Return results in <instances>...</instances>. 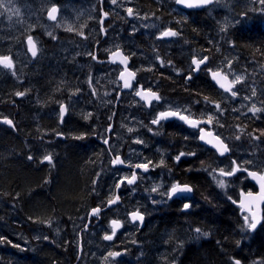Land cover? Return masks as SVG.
<instances>
[{"label": "trees", "instance_id": "trees-1", "mask_svg": "<svg viewBox=\"0 0 264 264\" xmlns=\"http://www.w3.org/2000/svg\"><path fill=\"white\" fill-rule=\"evenodd\" d=\"M145 1L147 0H140L142 2L138 5L140 10L155 15L165 16L168 14L166 8L158 7L153 1H149L151 2L149 4ZM186 13L189 15L188 18L179 17L180 19L177 21L167 24L178 31L180 35L167 39L169 44L165 47L159 45L158 41L160 40L157 39L155 34H150V39L146 37L147 54L151 52L155 60L158 54L165 61L166 68L169 61H171V66L177 64L188 65L192 59L190 55L194 50L197 49L202 53L200 48L206 47V44L210 45L211 36L216 33L217 23L214 19L208 17L204 9L192 10V14L187 11ZM227 33L229 38L226 39L221 36L220 40H224L222 45L225 48L224 42L229 41V49H233L238 53L233 58V65L241 61L242 65L238 66L241 69H246L249 72L261 71L264 66V31H259L255 23L247 22L245 26L228 28L225 36ZM182 46H184V50L178 53L176 57L177 49ZM221 55L224 56V53L221 52ZM208 56L209 66H211L215 63V57L211 54ZM131 60L132 66L135 65V59L131 57ZM147 62L152 63L150 68L154 66L151 71L146 69L147 77L151 80L162 70L155 66L157 64L153 59H148ZM53 66L52 64L48 70L50 73L53 72ZM166 75L168 76L164 75V78L168 80L166 79V82L161 84L162 88L170 85V89L174 90L180 86V84H177L179 80L177 76L168 72ZM258 76L261 78L262 75L258 73ZM262 81L264 82V77ZM187 84L185 83L186 86H184L187 91L180 94L181 97L199 100L197 94H201L203 97H209L212 101L223 102L227 117H222V121L224 125L227 124L228 129L237 130V125L240 128L243 127L244 131L249 128L247 133L250 129H253L251 120L254 121V117L251 114L245 113L242 116L236 114L235 118L232 116L235 114L233 109L236 107L233 98H230L229 102L226 99L224 101L221 99L220 93L224 91L211 81L208 72L203 70L197 75L193 74V79ZM146 86L159 90V87H156L153 82L146 83ZM55 90V88L50 89L53 93ZM5 91L8 93L9 89L4 84H0V102L5 96ZM53 93L49 96L47 93H41L40 96L43 99L39 100L38 114L36 112L33 114L32 109L26 112L25 120L21 119V112L19 111L18 114L17 110L14 112L9 111L10 115H5L9 110V106L0 103V117L8 116L12 118L15 125L13 128L0 122V237L3 238L0 240V264H66L68 260V263H71L77 259L79 254L78 242H76L78 241V235H73L74 245L63 239L58 242L57 237H54L52 241H47L44 238L40 239L38 248L34 251L31 246L23 247L25 243L22 235L29 232L28 228L30 226L38 225L42 226L39 235L43 232L42 229L51 234L54 224L56 227L60 226L62 235H65V237L69 236L67 233L73 232L74 234L75 231L78 233L81 228L80 223L87 222V216L91 208L102 205V201L104 206L106 201L112 198L110 191L114 183L108 176L111 165L105 158L108 151L103 142L98 139L99 132L93 133L90 128V120H82L80 117H74V127L65 129V127L68 128V125L63 124L64 122L61 123L59 115H55L54 111L59 108V103ZM163 93L165 94L164 91ZM168 94L174 95L172 92ZM262 98L263 96H261ZM138 103L142 104L140 100H138ZM98 113L99 117L103 118V122H108V116L112 115V112L111 114ZM118 117L119 111L114 119L116 124ZM109 121H112V119ZM103 122L102 124L99 123L100 128L104 125ZM220 125L222 124L220 123ZM182 126L190 129L183 124ZM63 128L67 133H63ZM258 128L264 130V124L261 122L258 124ZM222 131L224 133V130ZM237 132H240V130H237ZM56 133L62 135L57 136ZM81 134H84L85 138L76 139ZM171 137L178 141L177 136L171 135ZM232 137L230 135L222 136L231 148V153L225 157H220L213 149L208 148L212 160L215 159L218 164L222 163L225 170H230L232 160H236L238 163L248 160H252L254 164L264 162L258 159L255 150L247 144L244 146V151L242 148L238 150V146L235 145L236 141ZM37 143H40L41 148H43L38 150L36 148ZM202 147L205 146H201V144L199 146L193 145L195 152L204 153ZM50 152L53 154V164L41 163L43 155ZM29 155L33 157L32 160L28 159ZM198 159L201 158H190L189 164L187 163L184 167L186 169L188 167L194 170L198 169ZM244 167L260 171L264 169V163L261 164L260 168L247 164H244ZM97 173H100L99 177H97ZM238 174L243 173L238 172L230 179L235 178ZM186 179L188 180L187 183L192 184L195 189L192 197V209L188 212L187 225L198 226L207 231L210 235L209 239L200 244L186 242L185 237L189 239V231H186L188 226L178 225L179 223H177V215H181L179 208L182 205L170 202L168 206L172 210L169 213L170 216H163L164 226L161 230L166 247L156 253H150V245L154 244V239L156 240L155 237L159 232V226L154 225V221L157 220H154L149 222L152 228L148 229L150 231L144 239L139 240L141 242L137 246L126 245L121 247L124 249L120 250L127 253H124L123 256L127 258L132 254H143L145 250V264H150V261L156 264L158 261L151 260L154 256H157L160 260L164 259V263H160L166 264L169 263V256L175 255L174 247L183 241L186 242V245L180 248L179 263L177 260L176 264H231L233 257L241 260L242 264H254L257 261H264V227L258 228L253 240L247 242L244 239L241 240L243 215L240 213L239 207L233 203L234 200L238 199L239 193L237 191L256 190V186L247 179L239 187L237 186V190L233 189L229 194H226L218 189L213 179L205 176L202 180V177H199L195 171L187 174ZM94 180L97 181L95 193L92 192L94 187L92 182ZM138 198L135 194L123 192L121 203L116 208L141 209ZM22 215L26 218L25 220L21 218ZM43 221H51V225L49 226ZM84 239H87L85 235ZM8 241L11 243H8ZM167 241H170L168 245ZM237 241L241 243L237 245ZM14 245H19V247ZM114 248L119 250L117 247ZM83 249L82 257L85 258L87 247L83 245Z\"/></svg>", "mask_w": 264, "mask_h": 264}, {"label": "rangeland", "instance_id": "rangeland-1", "mask_svg": "<svg viewBox=\"0 0 264 264\" xmlns=\"http://www.w3.org/2000/svg\"><path fill=\"white\" fill-rule=\"evenodd\" d=\"M160 3L165 4V7L167 8V12L168 14L163 16V15H155V14H151V13H142L140 11H135L136 8H138V5H136V3H134V0H117V3L115 5L111 4L110 0H65V5L63 6V10H62V14L60 19L57 21L61 26L60 27H56V24H52L50 32H52L55 36H57L56 40H52L48 35L46 38L42 37L41 35L37 34L36 38H38L37 41V46L42 45L41 49L43 52L47 51L46 54L44 55V60L43 61H47L50 60L48 62V64H53L54 66L52 67V71H55L58 73L59 78L62 80H57V78L53 80H50V82L54 83V86H52V88L56 89L55 93H57L56 95V101L57 102H64L65 98L62 97L63 92L61 91V83L63 82L64 85H72L74 92L76 91L77 88L80 89V92L76 94L77 97H73L72 101L69 103V115L64 119V123L63 124H67L69 129L70 127L72 128L74 126V123H72L74 121V117H80L82 120H86L84 119V116L87 115L88 113H92V117L90 119H87L86 121L90 120L92 124H95L97 129V132L100 131H104L106 130L107 126H109L111 124V121L108 120V122H103V118L99 117V113L101 112L102 114H111V112L113 113V99L112 98H108V99H102L103 101H94L92 95L90 94V90L92 88L95 89V94H103V92L108 95L109 93H111V89L108 87H104L103 90H98L96 88V83L98 82V80H94L92 81V85L89 86L88 84V79H89V72L87 70H83L82 74L80 75H76V76H71L70 78H68L66 75L62 76L60 75V69L61 65L65 63L67 64V73L70 74V70L72 67H74L75 65H77L78 63L76 62L75 59V55H73L72 53V49H75V45H73V41L82 39L81 37H79L78 35H76V33L72 34L67 32L65 35V40H60V29H66L67 24H71L74 28L78 27L81 28V26H83L81 29L85 32L89 31L90 28V33H89V37L95 38L94 35H96L97 33L100 34V38H101V33L98 27V23L96 22V19L98 16H100V10H101V4L106 7L107 10H109L108 12L111 14V18H109L106 21V29L108 32V36L106 38V43L107 45L105 46L106 48H116V47H122L124 48L126 51H128L129 56L133 57L135 59V65H133V67L138 70L140 68V74H142L141 69L144 67L145 68V75L144 77L141 79V82L146 85V83H152L156 84V87H160V85L163 82H166L165 80V76L167 72L171 75H175V72L178 73V76H180V74H187L190 70V63L187 65H164L163 67L160 66V63L155 60V57L153 56V54L151 52H149L147 54L146 50V37L149 39L150 34H155L157 37L159 36V33L163 30H165L166 28H169V26L167 24L173 22V21H177V17H179V15H182L180 13V10H178V8L176 6L171 5V0H158ZM46 2H48V0H36L34 3H32V5L37 9H43L44 6H46ZM49 2H51V0H49ZM157 2V0H156ZM4 4H5V8H0V55H7V54H3L8 52L9 54L11 53V49L12 46H16L18 47V51L14 50V54L16 56V59L13 58V61L15 63V66L17 68V66L20 68V71L22 69H24L25 67L29 68L30 62L27 60L25 54H24V50L25 49V32L23 31L21 33L20 36H16V35H9L8 39H4V37H2L1 32L4 30H13V31H17L19 29L20 26V21H21V17H25L28 13V11L30 9H28L27 11L24 12H20V16L17 17L14 14L12 15L11 20L8 19V16L10 15V13H8L6 11V8L11 7L13 9L15 8H21L22 7V3L18 2L17 0H11V3L8 2V0H4ZM128 7H132L134 9V12L138 14V18H134V17H128L126 9ZM240 7H244L243 9L245 10L247 7L251 8V4L247 1V0H220L219 4H216L213 8H210L209 10L206 8L205 11L206 13L212 18L214 19L215 23H217V29H216V33L214 35L211 36V44L208 45L206 47L200 48V51L202 53H200L197 49L194 50V52L190 55V58H192L194 55L195 56H204V55H213V57H215V63L213 65H211V67L215 68V69H225L226 71H224L225 73H227L232 79H234L235 75H240L244 77V81L242 84L237 85V87L234 90L239 89L238 91V96L237 98H233V102L236 104L235 109H237L238 111H235V114H230L232 116L238 114L239 116H242L245 113H249L251 114L252 117H254V121L251 120L252 124H253V129H250V131L247 130L243 131V132H237V130H240V128L236 129H231L227 127V124L224 125L223 121H222V117L226 118V112L224 111V103L223 102H218L221 104V108L223 109L222 112H217L215 110V108L213 106H210L208 104H206L204 102L203 99H199V100H191V104L192 106L190 107L191 109L197 110L198 112H200L201 114L205 115L206 117L211 114L213 115L214 119H213V125H214V129L216 131V133L218 135L222 136H233L232 138H234L235 140V136L240 135L241 139L239 141H236V146L238 150H240L241 148L244 151V146L247 144L249 145L251 148H253L255 150V154L257 155L258 159L260 161H264V137L261 138V140H252L249 137V133H252L253 135H259L260 134V130H263L262 128H258V124H260L261 122L264 124V112L258 113L257 116H253V114L251 112L248 111V108H250L253 104L256 105V107H261L264 108V82L263 77H264V66L262 67L261 71L258 72H253V71H248L246 69H241L240 65L241 61H238L237 64L233 65V58L234 56H237L238 53H236V51H234L233 49H229V41L224 42L226 45V48L223 47L222 42L221 41V36L223 38H229L228 33L225 36V32H222L220 29L227 24L228 28L232 27L233 24H235V21L238 19V14H237V10ZM246 7V8H245ZM35 11V9H33ZM138 10V9H137ZM208 10V12H207ZM37 12V11H35ZM147 16V19H144V17ZM93 20V22H92ZM98 21V20H97ZM95 22V23H94ZM148 24V25H155V27H148L145 28L144 25ZM246 24V20H241L240 24L235 25V26H245ZM89 28H88V27ZM133 28L136 29V31H133ZM227 28V29H228ZM77 29V28H76ZM78 30V29H77ZM79 31V30H78ZM218 33V35H217ZM140 36V37H139ZM216 37V38H215ZM35 38V39H36ZM138 38V39H137ZM4 40V41H2ZM160 41H158L159 45L162 47H165L166 45L169 44V41L167 39H158ZM178 41V40H177ZM21 42H23V48L21 46ZM176 42V41H174ZM94 44V43H93ZM66 46V49H65ZM93 47V46H92ZM104 48V46H103ZM184 50V46H182L181 48L177 49L176 52V57L177 54L180 53L181 51ZM191 51V50H190ZM2 52V53H1ZM221 52L224 53V56L221 55ZM135 53V55L133 56L132 54ZM64 54V55H63ZM66 54V56H65ZM63 55V56H62ZM62 56V57H60ZM239 58V56H238ZM148 59H153L154 62L157 64L155 66H158L162 71L155 76L154 79H149L147 77V73H146V69H149L152 66V63H148L147 60ZM229 61H231V68L229 69ZM175 63V62H173ZM93 66H89V69H92ZM154 67V66H153ZM152 67V68H153ZM151 68V70H152ZM260 68V67H258ZM177 70H179V72H177ZM9 70L7 69H3L2 67H0V79L3 80L1 83H5L8 79L12 80L13 82H11L12 84H5V86L9 89L8 93H6L5 91V96L2 99V101L0 103H3L4 105H8L9 106V110L7 111V114L5 115H10L9 111L14 112L17 110L18 114L19 111L21 112V116L23 120H25L26 117V112L28 111H33V114H38L37 112H39V105L38 103L40 102L38 100L37 97L34 96V91L33 89L30 87V84L32 83L30 80H26L25 77L23 76V71L19 74L16 73V76H13V79H11V76H9ZM258 73H260L262 76L261 78L258 76ZM263 73V74H262ZM29 76H31L32 74L28 73ZM165 75V76H164ZM177 76V75H175ZM177 76V77H178ZM106 79H108V81L110 82L111 85H116L114 84V81H110V77L109 74L107 73V75L105 76ZM260 78V79H259ZM179 79V77H178ZM151 82H150V81ZM111 87V86H110ZM148 88H151L150 86H146ZM59 89V90H58ZM255 89L257 95L255 97H252L251 100H244L243 97L244 96H251V92L252 90ZM28 90V94L25 97H16L14 94L17 91H25ZM159 91V90H158ZM10 93V94H9ZM220 93V91H219ZM221 95V99H226L227 102L230 101V98H232L230 96V94L223 92L220 93ZM90 96L92 98L91 101H86V97ZM261 96H263V98L261 99ZM161 101L156 102L157 105L159 104H163L164 107H168V106H174V104L172 103H167V100L165 99V96H162ZM10 99V100H9ZM229 100V101H228ZM11 104V105H9ZM137 106V107H136ZM24 110H23V109ZM177 109H179L178 107H176ZM126 111L129 113L128 117L123 118L122 116H119L117 118V124L116 122H114V126H116L115 129V138L117 140H121L120 141V147H125L128 149L131 147L132 142L134 140H136L137 138L139 139L141 137V133L146 134L148 131V127H150V125L147 123L148 121V115H146L145 113H141L142 109L138 106V105H134L131 103H127L126 107H125ZM55 115H59V108L55 109ZM97 112V115H94V113ZM141 113V114H140ZM43 115V114H42ZM45 115V113H44ZM94 115V116H93ZM96 117L97 120H93L92 118ZM110 116H108L109 118ZM111 119H112V115H111ZM78 120V119H77ZM76 120V121H77ZM75 121V122H76ZM103 122V126L100 128V124H102ZM220 123L222 125H220ZM131 127L134 129V131L132 133H129L127 131V129ZM255 127V128H254ZM243 128V127H242ZM224 130V133L223 131ZM63 133H67L64 128L62 129ZM93 132H96L93 130ZM101 133V132H100ZM152 134H156L153 133V129L150 132ZM66 136V135H65ZM104 139V137H103ZM36 148L38 150H40L41 145L40 143L36 144ZM43 148V147H42ZM41 148V149H42ZM159 150V149H157ZM141 150L139 148H131L129 151V157H136L139 156ZM48 154V153H46ZM244 154V153H243ZM211 155V154H210ZM107 162H110L111 160V156L106 155L105 156ZM217 168H224V165L218 164L216 163ZM110 172L112 173V171L110 170ZM114 173L116 174H121L120 171L118 170H114ZM246 176L245 173L243 174H238L235 178H224L227 184V187L225 189H221L224 193L229 194L233 189L237 188V186L239 187L243 182H245L247 179H244V177ZM114 183V181H112ZM216 183V181H215ZM166 184L165 180H162L160 182H155L154 186L156 185H164ZM171 184H169L170 186ZM236 190V189H235ZM149 189L144 186L143 184L140 185L138 184L134 189H131L130 191H128L129 194H135L136 196L139 197V204L141 205L140 207H142L144 205V201L145 198H147V202H150L152 207H159V205L162 206H168V203L163 201L159 194H149ZM240 192V191H237ZM142 200V201H141ZM153 200L156 201V203H153ZM20 208V207H19ZM19 208L18 211H19ZM121 209L123 211V209H128V208H118ZM20 212V211H19ZM21 213V212H20ZM22 214V213H21ZM18 217V216H17ZM21 218H24V220L26 219L23 215ZM86 222V221H85ZM85 224V223H84ZM83 223H80V227H82L84 225ZM98 225V224H97ZM97 225H91L90 229L88 230V235H87V241L84 242V246L87 247L86 249V257L87 256H95V254L99 251L101 258L100 260L102 261V264H145L146 263V252L144 250V253H139L138 255H130L126 258V256H123V254L125 253L124 250H119V252L122 253L121 256L118 257V259H115V261L113 262L111 260V258H109L108 261H105L103 258L104 256L107 255L108 251H118V249L116 248H110L109 246H105L100 242V239L103 238L104 234L107 231H104L103 234H101L99 228L97 227ZM39 226V225H38ZM30 226L29 232H27L26 234L22 235L23 238V242L25 243L23 245V247H29L31 246L33 251L34 249L38 248L39 245V241L40 239H43V237L47 236L48 239H46L47 241H52L54 237H57V241L60 242L62 239L69 242V244H73L74 245V241L75 239L73 238V235L75 236L78 235V233H76V231L72 233H67L69 236L65 237V235H62V231L60 226H55V224L53 225L52 228V232L51 234H49L48 231H46L45 229H42L43 232L40 233L39 232L42 228V226ZM260 227H264V224H262ZM259 227V228H260ZM196 228V227H193ZM264 229V228H263ZM63 230V228H62ZM201 230V229H200ZM258 230V229H257ZM246 232L244 230V226L242 224L241 227V234H242V238L241 240H245L250 241L254 239V236L256 235V232ZM64 231V230H63ZM186 231H189V241L192 244H200L204 239H206L207 237L204 236H200L199 238H197V234L195 233V230L192 231L191 227H187ZM201 232H207L204 230H201ZM128 235H131V243L128 245H134L137 246L141 241L140 238L144 239V235L142 234H138L137 236L134 237L133 234V230L130 231L129 234H125L123 236V238H126ZM163 232H159L157 235V241H163ZM250 236V237H249ZM139 237V238H138ZM248 237V238H247ZM138 238V239H137ZM135 239V240H134ZM83 238L80 239V236H78V241L76 242H82L83 243ZM139 243H138V242ZM170 241H167V245L169 244ZM118 246V247H117ZM117 248H121L124 247L122 244H117ZM166 247V242L165 243H156L154 242V244L150 245V253H156L158 251H160L162 248ZM181 247L176 246L174 247V256H169V263L166 264H176V261L178 260L179 263V250ZM75 249V248H74ZM64 250V249H63ZM36 251V250H35ZM139 251V249H138ZM166 251V249H165ZM140 252V251H139ZM127 254V253H125ZM144 255V256H143ZM133 256V257H132ZM139 257V258H138ZM143 257V259H141ZM171 257V258H170ZM70 258V256H69ZM130 258V259H129ZM134 261H133V259ZM150 260V259H147ZM151 260L158 261L156 264H161L164 263V259H158L157 256H154L151 258ZM69 261V260H68ZM68 261L66 262V264L68 263ZM129 262V263H128ZM139 262V263H138ZM161 262V263H160ZM26 264V263H25ZM83 264H85L83 262ZM150 264H153L150 261Z\"/></svg>", "mask_w": 264, "mask_h": 264}, {"label": "flooded vegetation", "instance_id": "flooded-vegetation-1", "mask_svg": "<svg viewBox=\"0 0 264 264\" xmlns=\"http://www.w3.org/2000/svg\"><path fill=\"white\" fill-rule=\"evenodd\" d=\"M17 1L22 3V7L20 8V12L27 11L28 9H30V10L28 11V13L25 17H21L20 26H19V29L17 31H13V30L9 29V30H4L1 32L2 37H4V39H8L10 34L20 36L23 31L25 32V36L31 34V35H33L34 39L36 38L37 34L46 38L47 33L50 32L52 24L58 23L57 21L60 19L61 14H62V10H63V6L65 5V3H64L65 0H51V2H49V0H48V2H46L47 5L44 6L43 9H38V8L36 9L32 5V3H34L36 0H17ZM149 1L155 2L158 7L161 6L162 8H166L165 4L160 3L158 0H157V2H156V0H147L145 2H148L147 4H149V3H151ZM240 1H243V0H240ZM247 1L251 4V8L245 7L246 9L244 10L243 9L244 7H240L237 10L238 19H240V13L241 12L247 11L248 16L246 19H244V20H246V23L247 22L252 23V24L255 23L256 26L259 28V31H264V15H261L256 11H251V9H258L261 6L259 5L258 2L252 3L251 0H247ZM134 3H136V5H138L142 2H140V0H134ZM53 4H56L60 9V11L57 14V21H51L48 19V16H47V10L50 9ZM171 5L176 6L178 8V10H180V13L182 15H179V17L183 18V19L189 17V15H187L186 11L189 12L190 14H192V10H194V9H180V5L176 4L175 0H171ZM215 5L216 4L213 3L211 5L206 6L205 8H207L209 10L210 8H213ZM33 9H35V11H37V12H35ZM208 10H207V12H208ZM105 11L108 12L109 10L106 9V7L104 6V3H103V5L101 4L100 16H98L96 19V22L98 23L99 30L101 28L99 21L102 17V13ZM135 11H140L142 13H146L144 10H140L139 7L136 8ZM179 17H177L176 19L177 20L180 19ZM208 17L211 18L209 15H208ZM109 18H111L110 13H109V17L106 19V21ZM106 21H105V28H106ZM92 22H93V20H92ZM75 28H77L78 30H82L81 28H78V27H75ZM67 32L68 31H66L65 29H60V40H65V35ZM90 32H91L90 28H89L88 32L84 31L85 36L88 37L87 40L79 39V40L73 41V45H75V49H72V53H73V55H75L74 57H75L76 62L78 64L71 68L70 74L67 73V64L65 63V66H64V64L61 65V68L62 67H64V68L60 69L61 70L60 75H62V76L66 75L68 78H70L71 76H76V75L82 74L83 70H87L89 72V77L90 76L92 77V81L98 80V82L95 84L96 88L98 90H103L104 87H108L111 89V93H109L108 95H106L104 92H103V94H100V95L99 94L93 95L92 94L93 88L90 90V94L92 95L94 101H98V100L103 101L102 99H108V98L113 99L114 109H113L112 121H111V122H113L112 132L106 133V130L108 129V126H107L106 130L100 131L101 133L99 132V134H100L99 138L97 137L100 142H103V137L105 138L106 135L110 138V145L104 144V146L106 149H108L109 146H111L113 149H115V151H113V152L108 151V155L111 156V159L117 153H119V155H121L131 165H134L135 163L146 162V160H151L153 162V165L158 164L161 159H164V161H165V166L150 167V170L147 173L142 174L141 170H137L138 182L134 185L124 184L120 190V194H122L123 192H128L131 189H134L137 186V184H140V185L143 184L150 191L151 188L154 187L155 182H160L162 180H165L166 184H164L158 190V192L152 193L150 191L149 194H159L160 198L163 201L167 202L168 204L170 202H176L178 205H182L179 208L181 215H177V219H178L177 223H179L178 225L183 224L185 226H188L187 225V221H188L187 217H188V212L192 209V203H193L192 197H193V195L192 196L181 195L180 197H173L172 199H168L167 196L165 195V193L167 192L168 187H170L169 184L176 183V182H179L182 184H189L192 186L193 194H194V190H195L194 186L190 183H187L188 180L186 179V175L190 174V172L195 171L199 177H202V180H204L205 176L210 178V179H213V174L211 173V170L212 169H219V168H217V165H216L217 161L215 159L212 160L210 158V151L208 149V146L203 145L200 142V140L198 138L199 137L198 129L190 128V127L186 126L182 121H180L179 119H176V118L163 121L161 125H151L150 122L152 119L155 118V116L159 112L166 111L169 109L180 110V111H182L183 114L191 115L192 118L207 119V117L205 115L201 114L197 110L190 108L192 106L191 99H185L184 97L180 96V94H184L187 91L186 87L184 88V86H186L185 83L189 84V82L193 79V75H192L191 80H185V76L188 73L187 74L183 73V74H180V76H178V73L175 72V75H177L179 77L177 84H180V86H178L174 90L170 89V87H169L170 85L163 87V88L160 85L159 91L157 90L159 92V95L165 96L167 103H172V104H174V106L164 107L163 104L157 105L156 102H153L152 106L149 107L145 103H143L142 101H140V102H142V104L138 103L139 99L134 95V92L132 90L121 91V93H120L122 85H121V82L119 81L118 77H119V72L123 68L122 65H120L118 63L113 64V63H110L108 61H105L108 58L109 53L111 51H114L115 49H117V47L116 48H111V47L106 48L105 47L107 45L105 40L108 36V32H107V35L105 37H103V34L100 31L101 38H100L99 33L94 35L95 38L89 37ZM69 33L74 34L75 32H69ZM25 40H26V37H25ZM2 41H4V40H2ZM97 41H99V43H97ZM21 46L23 48V42H21ZM103 46H104V48H103ZM41 47H42V45H41ZM41 47L38 46V48H41ZM119 48H122V47H119ZM13 49L18 51V47L12 46L11 53H10L12 55V57L14 59H16V56L14 54ZM65 49H66V46H65ZM122 49L124 50V52L126 54H128V51H126L124 48H122ZM23 50H24V54H25L27 60L30 62L31 66L29 68L25 67L21 71H20V68L17 66L16 73L20 74L23 71V76L25 77V79L30 80L32 82L30 84V87L34 91V93H33L34 96L37 97L38 100H41V99H43L40 96L41 93H47L48 96H49V94L53 93V91L51 92L50 89H52V86H54V83L50 82V80L54 81L55 78H57V80H61V79L59 78L57 72L53 71L52 73H50L48 71L50 69V66H51V64H48V62L50 60L43 61L44 55L46 54L47 51H45V52L41 51L40 53H38V56L36 58H32L31 53L27 51L26 44H25V49H23ZM89 51L95 52V54L97 55V58H98L96 61H93L87 55V53ZM3 54L8 55L9 53L6 52ZM62 56H60V57H62ZM65 56H66V54H65ZM88 65L93 66L92 69H89ZM130 66L137 73L136 79L133 82V87L139 88L141 85L146 87V85H144L141 82V79L145 75V68L143 67L141 69L142 74H140V68L138 70H136L132 66V63L130 64ZM0 67H2V66H0ZM201 71H203V70H201ZM201 71H199V72H201ZM204 71H206V70H204ZM28 73H30L32 75L29 76ZM107 73L109 74L110 81L111 82L114 81V84H116V85H111L110 82L108 81V79H106L105 76L107 75ZM8 75L11 76V79H13V75L11 74V72H9ZM195 75H197V74H195ZM166 79L167 78H165V80ZM2 81L3 80L0 79V84H2V85L3 84L4 85L5 84H12L11 82H13L10 79H8L5 83L4 82L1 83ZM60 86H61V91L63 92L62 97L65 98V101L62 103H65L68 106L69 103L72 101L73 97H77V96L71 95L74 92V89H73L71 84L70 85H64V83L62 82ZM146 88H148V87H146ZM162 90L165 92V94L163 93ZM169 92L174 93V95L168 94ZM53 95L55 97L57 95V93L54 92ZM70 96H71V99H69ZM197 96L199 99L201 97H203L201 94H197ZM85 99H86V101L92 100V98L90 96H87ZM127 103H131V104L140 106V108L142 109L141 113H145L146 115H148L147 123L153 129V133H156L155 135L150 133V132H147L146 134L141 133V137L139 139L143 140L144 143L143 144H137L134 142L135 141L134 140L132 142L131 147L128 149L126 148V146L120 147V141L121 140H117L115 138L116 127L114 126V119L116 118L118 111H119V116H122L123 118L129 116V113L125 109ZM119 104H120V109L118 110ZM176 107H178L179 109H177ZM185 109H189V111H184ZM68 115H69V106H68V111H67L66 117ZM94 115H97V112H95ZM92 119L94 121L97 120L96 117H93ZM92 122L93 121H91V123H90V128L92 129L91 131L92 132H93V130L97 131V129H95L96 128L95 124H92ZM72 123H74V122H72ZM182 124L184 126L190 128V129L184 128L182 126ZM203 126L204 125H201V127H203ZM65 129H67V127H65ZM93 133H95V132H93ZM171 135L177 136L178 141H175L173 139V137H171ZM200 144H201V146H205V147H202V150L204 151V153L194 151L193 145L199 146ZM131 148H139L141 150L139 156L129 157V151ZM157 149H159V150H157ZM180 152H184L186 154L187 153H195V155H185L184 157L181 158V160L179 162H177L174 158ZM193 157L201 158V159L197 160L198 169L194 170V169H191L190 167H188L186 169V167H184V166H186L187 163L189 164L190 158H193ZM110 165H111V160H110ZM114 170L120 171L121 174L114 173ZM111 171H112V173L110 172L108 176L114 181V186L112 187V190L110 191V194H112L111 196L113 198L115 195V191H116L115 184L119 182L120 177L130 176L132 168H129V169L118 168V167L114 168L111 165ZM216 185H217V183H216ZM217 187L219 190H221V188L218 185H217ZM253 191H257V189L253 190ZM143 201H144V205L142 206L141 209H139L144 214V225L143 226H140L139 222H135V223L131 222V220L129 218V212L131 210L123 209V211H122L121 209L116 208V206H117L116 205V206L111 207V208H105L102 211L99 218L90 217L89 219H92V221L88 225H86V223H87L86 222L85 225L79 229L78 236H80V239L81 238L84 239V235L87 237V235H88L87 232L90 229L91 225H97V224H98L97 227L101 231L100 232L101 234H103L104 231H107V233L110 234L111 233L110 222L113 219L121 220L123 226L117 230V234L114 237L113 241H104L103 238L100 239V242L103 245H105V246L107 245L110 248L116 247L117 244H119V243L122 245H129L131 243V235H128L126 238H123V236L125 234H129L132 228H133V234L135 236H137L138 234H141V235L143 234L146 237V234L150 231L148 229L152 228L151 223L149 224V222H152L154 220H157L156 222L154 221V225H158L159 226V232H161L162 227L164 226L163 225L164 224L163 216L164 215L170 216L169 213L171 212L172 209H169V206L164 207L162 205H159V207L149 206V205H151V203L147 202V198H145V200H143ZM185 202H189L191 204V207L188 209H184L183 204ZM101 206H103V205H101ZM263 210H264V205H263ZM87 221H88V216H87ZM188 227H191L192 231H194L196 228H199L198 226L196 228H193L194 226H188ZM199 229H201V228H199ZM201 230H203V229H201ZM255 231H252V232H255ZM83 233H85V234H83ZM206 233H208V232H206ZM194 234H196V233H194ZM241 236H242V234H241ZM204 237H207L206 239H209V237H210L209 233L207 236H204ZM155 238H157V236ZM186 238L187 237H185L184 240L186 242L189 241V239H186ZM206 239H204V240H206ZM85 241H87V239L83 240V242H85ZM154 242L165 243L163 241H157V239L156 240L154 239ZM186 242L182 241V242L178 243V246L182 247V246L186 245ZM83 245L84 244L82 242H78V250H81V252L84 251ZM100 258H101V255H100L99 251L95 254V256H87L85 258L82 257V253H81V254H78L77 259H75L74 261H72L71 263H68V264H83V262L85 264H102V261L100 260ZM116 259H118V257Z\"/></svg>", "mask_w": 264, "mask_h": 264}, {"label": "snow or ice", "instance_id": "snow-or-ice-1", "mask_svg": "<svg viewBox=\"0 0 264 264\" xmlns=\"http://www.w3.org/2000/svg\"><path fill=\"white\" fill-rule=\"evenodd\" d=\"M9 3H11V0H8ZM111 4L115 5L117 3V0H110ZM252 3H259L261 7L258 9H251V11H256L261 15H264V0H251ZM175 3L178 5H184L185 7L192 9V8H202L208 5H211L213 3L219 4L220 0H175ZM0 8H5L4 0H0ZM6 11L10 13L8 16V19L11 20L12 15L14 14L17 17L20 16V9L19 8H11L8 7L6 8ZM60 11L59 7L56 4H53L50 9L47 10V16L48 19L51 21H57V14ZM128 17H134L138 18V14L134 12V9L132 7H128L126 9ZM2 14V13H0ZM109 16V13L107 11L102 13V17L99 21L101 28L100 31L107 35V29L103 27L104 24V18H107ZM248 16V12H241L240 13V19H237L235 21V24L232 26L235 27V25L240 24L241 20L246 19ZM148 17L145 16L144 19H147ZM61 25L57 23L56 27H60ZM83 26H81L82 28ZM145 28L148 27H155V25H144ZM228 28V25L225 24L220 30L222 32H226ZM66 31L68 32H75L76 35L82 38V40H87L88 37L85 36L84 31L82 30H77L74 28L71 24H67L66 26ZM133 31L135 32L136 29L133 28ZM47 35L52 39L56 40L57 36H55L52 32H48ZM180 33L173 28L169 27L166 28L165 30L161 31L159 33V36L157 39H164V38H171V37H178ZM37 41L38 38L34 39L33 35L29 34L26 36L25 44L27 51L31 53L32 58H36L38 56V53L42 51L41 48H38L37 46ZM99 43V41H97ZM234 46V45H233ZM87 55L93 60L96 61L97 55L93 51H89ZM133 56L135 53L132 54ZM129 55L123 54V52L117 47L115 51H111L109 55V61L113 64L119 63L120 65H123L122 70L119 72V77L118 79L122 81V88L123 89H131L134 92V95L136 97L140 98V101H143L147 106H152L153 101L159 102L161 101L162 97L156 92L153 91L151 88H145L143 85H141L139 88H134L133 87V81H135L137 73L135 71H131L128 64L130 60ZM156 60L159 61L160 66L163 67L165 65V61L161 59V57L157 54L156 55ZM209 63V57L207 55L203 56L202 58H197L195 55L191 59V66L188 74L185 76V80H191L192 75L196 72H199L201 70H206L210 76L211 79L219 85L220 89H223L224 92L229 93L232 98H237L238 96V91L234 90L236 88V85L242 84L244 81V77L240 75H235L234 79L229 80L228 74L225 72H222L221 70L213 71L211 67H208ZM168 64H171V61L168 62ZM0 66H2L3 69H7L11 71V74L13 76H16V66L13 61V57L11 54L8 55H0ZM203 66V68H202ZM231 68V61H229V69ZM148 71H151V68L147 69ZM179 72V70H177ZM88 84L89 86L92 85V77L90 76L88 79ZM59 90V89H58ZM80 92V89L77 88L75 92H73L71 95L75 96L77 93ZM28 94V90L25 91H17L15 92L16 97H25ZM92 94L95 95V89H92ZM257 95L255 89L252 90L251 96H244V100H251L252 97H255ZM71 99V96L69 97ZM203 100L206 104L213 106L217 112H222L223 109L221 108V104L212 101L209 99V97L204 96ZM59 103V119L60 122L63 123L64 116L66 112L68 111V106L65 105L62 102ZM184 111H189V109H185ZM233 111H238L237 109H233ZM248 111L253 114V116H257L258 113L264 112V108L261 107H256L255 104H253L250 108H248ZM92 117V113H88L87 115L84 116V119H90ZM170 118H176L179 119L180 121L184 122L187 126L193 129H198L199 131V140L205 142L206 144L211 145L218 153L220 156H224L225 154L229 153L231 149L229 148L228 144L224 142V140L221 139L219 135H213L211 131L205 130L204 127H201L202 124H212L213 123V115L209 114L207 116L206 120L203 119H195L192 118L191 115H185L182 113L180 110H166V111H161L159 112L154 119L151 120V125H161L163 121H166ZM109 120H111V116L109 117ZM2 122L4 124H7L11 127H15L13 124V121L11 119H8L7 117H4ZM237 128H240L239 125H237ZM129 133H132L134 131L133 128L129 127L127 129ZM148 131L151 132L152 128L148 127ZM240 131L243 132L244 129L240 128ZM107 132H112V127L109 125L108 129L106 130ZM57 136L62 135L61 133H56ZM211 137V139H210ZM249 137L252 140H261L262 137H264V130H260V134L253 135L252 133H249ZM85 136L84 134H81L80 136L76 137V139H84ZM241 139L240 135L235 136V140L239 141ZM137 144H143L144 141L141 139H136L134 141ZM103 144L105 145H110V138L106 135L105 138L103 139ZM109 152L115 151L111 146L107 149ZM185 155H195V153H184L180 152L177 156H175V160L179 162L182 157ZM29 160H32L33 157L31 155L28 156ZM47 162L49 165L53 164V154L48 153L47 155H44L41 159V163ZM126 161L121 158L119 153H117L114 158L111 159V164L113 166H123L125 165ZM264 162H257L254 164L252 160L248 161H243L241 163H238L236 160H232L230 164V170H225L224 168H219V169H212L211 173L213 174V179L216 181L217 185L221 189H225L227 187L226 181L224 178L228 177H233L235 174L238 172L246 173V176L244 179L251 178L252 181H255V183L259 186V191L253 193L252 191L248 192H240V198L238 200V203L240 205L241 211L243 213V226L244 230L246 232H252L257 229L258 226H261L264 224V210H262L261 206L264 205V169L260 171H252L249 169V167H244V164L260 168L261 164ZM160 166H165V161L164 159H161L158 164L153 165V162L151 160H146V162H140V163H135L134 165H131L132 171L130 176H123L119 178V182L115 184L116 189H120L125 183L127 185H133L137 182L138 175L135 169H140L142 170L143 173H147L150 170V167H160ZM207 170V169H206ZM100 176V173H97V177ZM94 187L92 188V192H96L95 185L97 183L96 180L93 182ZM162 187V185H156L151 188L152 193L158 192V190ZM193 191L192 187L189 184H182L179 182L172 183L170 187H168L167 192L165 195L167 196L168 199H172L173 197H180L184 193H191ZM19 195V194H17ZM231 199V197H229ZM120 201V196L117 194L113 198H110L106 201V206H111L117 204V202ZM153 203H156L155 200H153ZM233 203H237V201H233ZM101 204L103 205L104 202L102 201ZM191 207V204L189 202H185L183 204L184 209H188ZM103 211V207L101 205H98L96 207H92L89 213V216L94 217V218H99L101 213ZM130 220L131 222H140L142 223L144 220V215L143 213L137 209L135 211H132L130 214ZM43 223L48 224L49 226L51 225V221H43ZM122 221L119 219H113L110 222V228H111V233H105L103 236L104 241H113L114 237L117 234V230L122 227ZM195 233L197 234V238L200 236H207L208 233L206 232H201L199 228L195 229ZM44 239H48L47 236L43 237ZM3 238L0 237V240ZM8 243H11L8 241ZM237 245H239L241 242L237 241ZM15 247H19V245H14ZM122 253L119 251H108L107 255L104 256V260L108 261L109 258L114 262L115 259L119 256H121ZM231 264H242L241 260L232 258L231 259ZM254 264H264V261H257L254 262Z\"/></svg>", "mask_w": 264, "mask_h": 264}, {"label": "water", "instance_id": "water-1", "mask_svg": "<svg viewBox=\"0 0 264 264\" xmlns=\"http://www.w3.org/2000/svg\"><path fill=\"white\" fill-rule=\"evenodd\" d=\"M183 8H187V7H185L184 5H181ZM203 8V7H202ZM194 9H197V10H199V9H201V8H194ZM109 17V16H108ZM107 17V18H108ZM107 18H104V24H103V27L105 28V21H106V19ZM106 29V28H105ZM103 34V37H105L106 35L104 34V33H102ZM122 52H123V54H125V55H128V54H126L125 52H124V50L122 49V48H119ZM116 50V49H115ZM114 50V51H115ZM109 55H110V53H109ZM109 55H108V58L105 60V61H108V62H110L109 61ZM197 58H200V57H198V56H196ZM111 63V62H110ZM118 63V62H117ZM116 64V63H115ZM119 64V63H118ZM130 64H131V58H130V60H129V64H128V66H129V68H130V70L131 71H134V69L133 68H131V66H130ZM122 67H123V65H122ZM203 67V66H202ZM213 71H217V70H220V69H212ZM222 71V70H221ZM223 72V71H222ZM195 74H198V72H196ZM210 75V74H209ZM229 77V80H232L231 79V77L230 76H228ZM210 78H211V76H210ZM120 81V80H119ZM211 81L217 86V87H219V85H217L212 79H211ZM121 82V85H122V81H120ZM134 82V81H133ZM146 88V87H145ZM126 90H131V89H123L122 88V86H121V90H120V93H121V91H126ZM153 91H156L158 94H159V92L157 91V90H154V89H152ZM139 100H140V98L139 97H137ZM143 102V101H142ZM153 102H155V101H153ZM144 103V102H143ZM65 104V103H64ZM66 105V104H65ZM67 115V112H66V114H65V116ZM185 115H187V114H185ZM65 116H64V118H65ZM8 119H11L12 121H13V124H14V120L12 119V118H10V117H7ZM170 119H173V118H170ZM196 119V118H195ZM2 120H3V117H1L0 118V122H2ZM169 120V119H168ZM203 120H206V119H203ZM3 123V122H2ZM184 123V122H183ZM185 124V123H184ZM7 125V124H6ZM111 125V127H113V122L110 124ZM186 125V124H185ZM202 125H204L203 127L205 128V130H206V132L207 131H211L212 133H213V135H218L216 132H215V130H214V128L212 127V124H202ZM205 125H207V126H209L210 128L208 129V128H206V126ZM7 126H9V125H7ZM187 126V125H186ZM9 127H11V126H9ZM109 127V126H108ZM189 127V126H188ZM221 137V136H220ZM210 139H211V137H210ZM221 139L222 140H224L222 137H221ZM202 144H204V145H207V146H209L210 148H212V149H214L211 145H209V144H206L205 142H203V141H200ZM224 142L225 143H227L225 140H224ZM228 144V143H227ZM229 146V145H228ZM230 148V147H229ZM215 150V149H214ZM216 151V150H215ZM217 152V151H216ZM218 153V152H217ZM231 153V151L229 152V153H227V154H225L224 156H227V155H229ZM219 154V153H218ZM121 156V155H120ZM114 158V157H113ZM121 158L122 159H124L122 156H121ZM125 160V159H124ZM126 161V160H125ZM112 165V164H111ZM112 167H118V168H124V169H129V168H132L131 167V164L130 163H128L127 161H126V163H125V165H123V166H113L112 165ZM137 170H140V169H135V171L137 172ZM250 170H252V171H258V170H254V169H250ZM142 171V170H141ZM250 180H251V178H249ZM137 182H138V179H137ZM136 182V183H137ZM251 182H253L255 185H256V187H257V191H259V186L255 183V181H252L251 180ZM135 183V184H136ZM126 184V183H125ZM134 185V184H133ZM191 186V185H190ZM192 187V186H191ZM122 188V187H121ZM121 188L120 189H116V191H115V195H119L120 196V201H118L117 202V204H115V205H111V206H102L103 207V210L105 209V208H111V207H114V206H116V205H118L119 203H121V195H120V190H121ZM243 192H248V191H244V190H242ZM257 191H252L253 193H255V192H257ZM241 192V191H240ZM185 195H192L193 194V191L191 192V193H184ZM114 195V196H115ZM239 198H240V196H239ZM237 203H238V201H237ZM238 205H239V203H238ZM240 206V205H239ZM96 207V206H95ZM261 208H262V210H263V205L261 206ZM135 210H137V209H135ZM135 210H132V211H135ZM132 211H130L129 212V214L132 212ZM240 211H241V208H240ZM242 212V211H241ZM89 213H90V211H89ZM144 215V214H143ZM88 217L90 218L91 216H89V214H88ZM129 218H130V215H129ZM90 223V219H88V221H87V225ZM139 224H140V226H143L144 225V220H143V222L142 223H140L139 222ZM259 227V226H258ZM257 227V228H258Z\"/></svg>", "mask_w": 264, "mask_h": 264}, {"label": "bare ground", "instance_id": "bare-ground-1", "mask_svg": "<svg viewBox=\"0 0 264 264\" xmlns=\"http://www.w3.org/2000/svg\"><path fill=\"white\" fill-rule=\"evenodd\" d=\"M48 151H49V150H48ZM50 153H51V152H50ZM45 154H46V153H45ZM43 156H44V155H43ZM236 176H237V175H236ZM235 189H236V188H235ZM236 190H237V189H236ZM238 193H239V192H238ZM138 199H139V198H138ZM141 201H142V200H141ZM84 217H85V216H84ZM84 219H85V218H84ZM131 230H133V228H132ZM134 230H135V229H134ZM182 233H183V232H182ZM131 237H132V236H131ZM134 237H135V235H134ZM249 237H250V236H249ZM129 238H130V237H129ZM138 238H139V237H138ZM138 238H137V239H138ZM247 238H248V237H247ZM140 239H141V238H140ZM131 240H132V239H131ZM134 240H135V239H134ZM137 242H138V241H137ZM138 243H139V242H138ZM134 245H135V244H134ZM123 246H124V245H123ZM125 246H126V245H125ZM81 247H82V246H81ZM117 247H118V246H117ZM131 247H132V246H131ZM139 248H140V247H139ZM139 248H138V249H139ZM120 249H124V248H119V250H120ZM140 249H141V248H140ZM119 250H118V251H119ZM141 250H142V249H141ZM111 251H112V250H111ZM120 251H121V250H120ZM128 251H129V250H128ZM131 251H132V249H131ZM79 252H80L79 254L83 253V252H81V250H79ZM74 253H75V252H74ZM135 255H136V254H135ZM133 256H134V255H133ZM133 256H132V257H133ZM143 256H144V255H143ZM138 258H139V257H138ZM142 258H143V257H142ZM127 259H128V258H127ZM129 259H130V258H129ZM132 259H133V258H132ZM133 261H134V259H133ZM134 262H135V261H134ZM128 263H129V262H128ZM138 263H139V262H138Z\"/></svg>", "mask_w": 264, "mask_h": 264}]
</instances>
